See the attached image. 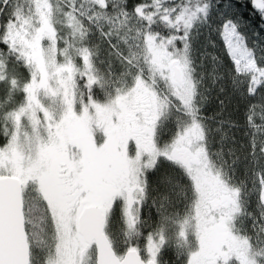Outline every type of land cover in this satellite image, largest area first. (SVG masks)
I'll use <instances>...</instances> for the list:
<instances>
[{"label": "snow or ice", "instance_id": "snow-or-ice-1", "mask_svg": "<svg viewBox=\"0 0 264 264\" xmlns=\"http://www.w3.org/2000/svg\"><path fill=\"white\" fill-rule=\"evenodd\" d=\"M0 264H264V0H0Z\"/></svg>", "mask_w": 264, "mask_h": 264}]
</instances>
